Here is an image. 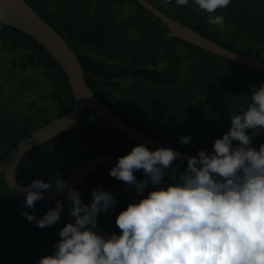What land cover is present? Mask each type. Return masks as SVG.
Masks as SVG:
<instances>
[{
  "label": "trees",
  "instance_id": "obj_1",
  "mask_svg": "<svg viewBox=\"0 0 264 264\" xmlns=\"http://www.w3.org/2000/svg\"><path fill=\"white\" fill-rule=\"evenodd\" d=\"M27 1L72 45L89 85L105 102L144 133L187 152L211 151L229 129L230 115L247 107L249 85L264 83L263 71L178 37L166 38L167 26L136 0ZM151 1L221 44L264 60V0H231L217 9L211 15L224 17L223 32L208 23L210 14L193 0L186 6H175V0ZM74 103L67 77L53 56L29 35L0 23V160ZM189 135L190 144L179 143L181 136ZM261 143L264 133L253 146L258 149ZM138 144L87 109L78 123L24 157L18 179L23 185L34 179L53 184L94 156L120 157ZM110 169L97 168L75 189L85 203L94 188L112 192L117 204L111 218L99 217L98 226L119 232L115 218L126 209L127 198ZM135 174L143 178L141 172ZM57 200L64 201V196L29 209L9 188L5 173L0 174V264H38L44 245L66 221L38 228L21 213L39 218ZM68 208L66 204L61 219L69 218ZM103 219L114 227L101 223ZM59 239H52L45 256L53 253L52 244Z\"/></svg>",
  "mask_w": 264,
  "mask_h": 264
},
{
  "label": "clouds",
  "instance_id": "obj_2",
  "mask_svg": "<svg viewBox=\"0 0 264 264\" xmlns=\"http://www.w3.org/2000/svg\"><path fill=\"white\" fill-rule=\"evenodd\" d=\"M193 2L210 14L209 24L225 30L224 17L211 14L231 0ZM175 3L186 6L189 0ZM249 88L247 107L230 115L229 129L212 150L198 149L186 165L170 146L152 150L138 144L117 158L109 175L140 197L116 216L119 232L98 228L99 217L111 218L117 204L112 192L94 188L85 203L78 190L55 180L64 201L57 200L39 218L21 213L46 228L55 226L69 205L70 221L59 230L53 253L38 264H264V143L257 149L252 141L264 129V83ZM191 140L181 136L179 143ZM51 188L52 183L34 179L17 191L25 193L24 203L32 209Z\"/></svg>",
  "mask_w": 264,
  "mask_h": 264
},
{
  "label": "water",
  "instance_id": "obj_3",
  "mask_svg": "<svg viewBox=\"0 0 264 264\" xmlns=\"http://www.w3.org/2000/svg\"><path fill=\"white\" fill-rule=\"evenodd\" d=\"M136 1L168 27L169 37H178L216 55L264 72L263 59L236 51L221 44L196 28L167 14L151 0ZM0 23L29 35L53 56L65 73L75 99L74 106L68 112L53 118L50 122L32 132L0 160V174L5 173L7 185L14 194L25 199V193L17 191V186H23L18 179V169L24 157L32 149L49 142L78 123L87 109L98 114L128 138L139 144H144L148 148L155 149L157 147L170 146L174 150H179L185 160L196 155L168 145L144 133L105 102L89 85L86 69L72 45L27 0H0ZM263 133L264 129H261L258 134L252 136V141ZM249 134H252L251 131ZM117 158L114 155L94 156L76 167L62 179L67 182L69 187L76 188L97 168L101 166L112 168L116 164ZM122 185L127 203L139 200L140 197L135 194L133 189L128 188L123 182ZM61 196L53 183L52 188L44 192V199L37 202H46ZM58 233L59 231L56 235Z\"/></svg>",
  "mask_w": 264,
  "mask_h": 264
},
{
  "label": "flooded vegetation",
  "instance_id": "obj_4",
  "mask_svg": "<svg viewBox=\"0 0 264 264\" xmlns=\"http://www.w3.org/2000/svg\"><path fill=\"white\" fill-rule=\"evenodd\" d=\"M175 6H178V5H175ZM180 20V19H179ZM182 21V20H181ZM168 28V27H167ZM169 30V29H168ZM169 34V33H168ZM168 34L166 35V38H169V36H168ZM147 45L145 44V43H142V47H146ZM138 50L139 51H141L142 49L139 47L138 48ZM193 154V153H192ZM186 161V160H185ZM150 190V189H149ZM147 193H145V195H146ZM128 204V203H127ZM71 218L69 217L68 219H66V218H62L61 220H60V223H62L64 220L67 222V221H69ZM100 219V218H99ZM101 221V223H103V224H107V225H111V227H114V224L112 223V222H109L108 220H106V219H103V220H100ZM98 228H99V230H101V231H105V232H108L107 230H105L104 228H101V227H99L98 226ZM58 232V231H57ZM56 232V233H57ZM56 233L53 235V238L54 237H56L57 235H56ZM56 235V236H55ZM53 238H51L50 240H48V242L44 245V248H43V251H42V256H41V258L42 257H44L45 256V253H46V250H47V248L49 247V244L51 243V241H52V239ZM20 264V263H19ZM26 264H29V263H26Z\"/></svg>",
  "mask_w": 264,
  "mask_h": 264
},
{
  "label": "rangeland",
  "instance_id": "obj_5",
  "mask_svg": "<svg viewBox=\"0 0 264 264\" xmlns=\"http://www.w3.org/2000/svg\"><path fill=\"white\" fill-rule=\"evenodd\" d=\"M3 66H4V62H3V64L1 65L2 69L4 68Z\"/></svg>",
  "mask_w": 264,
  "mask_h": 264
}]
</instances>
